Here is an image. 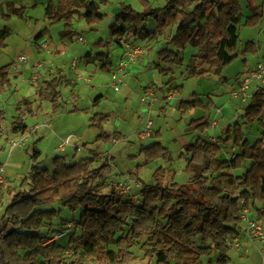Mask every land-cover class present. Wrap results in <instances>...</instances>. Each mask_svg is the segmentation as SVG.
<instances>
[{
	"label": "trees",
	"instance_id": "obj_1",
	"mask_svg": "<svg viewBox=\"0 0 264 264\" xmlns=\"http://www.w3.org/2000/svg\"><path fill=\"white\" fill-rule=\"evenodd\" d=\"M137 1L141 5L139 12L120 4L114 23L108 27L110 41L99 40L97 45L107 49L112 44L120 47L162 39L165 46L157 50L154 68L168 77V83L174 81L171 66L183 68L186 79L218 75L238 57L235 50L239 28H256L263 16L260 6L249 4L246 9L250 15L244 17L240 0H166L161 7H154L148 0ZM107 4L106 0H55L45 7L44 15L51 24L62 22L61 39L72 40L76 35L72 31L74 18L83 20L88 27L96 26L106 19L100 8ZM24 14L25 9L12 2L0 6L3 21L23 18ZM148 20L154 23L152 29L146 26ZM46 35L48 31L42 30L34 42ZM8 37L9 31L1 29L0 49ZM188 48L194 52L184 65ZM257 53L258 46L246 42L241 56ZM88 58L90 54L84 56ZM95 60L100 63L101 72H111L107 53L97 54ZM242 62L246 64L245 60ZM10 68L11 64L0 67V96L11 87ZM69 85L70 81L57 76L37 85L35 96L40 103L56 106L61 99L60 89ZM101 98L94 99V107ZM210 105V101L204 103L194 95L179 103L178 112L183 117L193 109ZM242 112V124L228 126L216 142L197 137L183 146L178 158L185 163L187 182H174V172L160 167L154 172L152 183L141 185L137 198H124L112 187L103 194L109 164L100 162V154L91 151L89 157L73 163L64 156H55L50 171L41 167V152L34 145L29 154V172L0 217V264H86L88 259L99 264H128L134 259L130 249L142 240L144 257L155 259L156 264H203L202 258L212 253L217 254L214 264H230L227 241L241 230V207L255 209L264 203V87L256 88ZM34 116L32 102L22 99L12 118V133L26 134L25 121ZM107 119L102 113L90 118L89 127L98 131L96 141H121L120 133L103 132ZM4 120L5 114L0 111V124ZM254 122L260 137L251 143L243 126ZM188 128L203 135L210 124L201 117L192 119ZM227 144L234 147L236 154L231 159H221L222 146ZM139 155L143 156V166L155 161L171 162L169 149L158 141L142 147ZM247 161L249 168L239 173ZM166 174L170 181L165 180ZM6 192L10 194V187ZM4 198L1 194L0 201ZM62 209L74 216L68 244L82 250L69 262L63 257L60 243H48L53 220ZM258 214L264 216V211L258 210ZM114 244L124 248L106 254L105 247Z\"/></svg>",
	"mask_w": 264,
	"mask_h": 264
},
{
	"label": "rangeland",
	"instance_id": "obj_2",
	"mask_svg": "<svg viewBox=\"0 0 264 264\" xmlns=\"http://www.w3.org/2000/svg\"><path fill=\"white\" fill-rule=\"evenodd\" d=\"M17 1V0H16ZM55 1V0H54ZM53 1V2H54ZM99 1V0H98ZM108 4L100 8L101 13L106 14V19L100 24L94 26L95 31H89L83 26H87L85 23L76 21L74 23L75 37L72 40H66L68 42V52L71 57L65 54L62 56L63 68L67 71L71 60L79 61V58L83 59L87 51H92L90 58L87 59L88 72L91 74V81L83 80L78 82L77 87L74 89L78 95V100L73 104L75 96L72 94L71 98L68 96V87L65 88V92H62V99L59 101V106L52 108L49 103H40L34 94L35 84L31 83L29 71L26 70L27 65L31 64V61L35 58L34 51V39H24L21 34V29L25 23L20 18H11L8 21H3L0 17V30L6 28L10 32V37L6 41V46L0 49V67L7 64H11L9 74L11 76L12 84L20 82L21 87L6 91L0 96V110L5 113V120L0 124V132L2 138L0 140V164L3 169V179L5 187L0 190V195H4V200L0 201V217L6 205L9 203L11 195L19 190V184L21 180L28 174L30 169L29 154L32 147L36 145V148L41 152L39 161L41 167L46 169H52V159L55 156H64L68 163H73L79 159L89 157L90 152L100 153L101 161H107L109 169L105 174L106 188L103 190V194H107L111 188V182L118 176H128L136 184L131 192L122 194L124 198L134 196L138 197L141 185L150 184L153 182V174L160 167L166 170H172L175 174L174 182L185 183L188 180L187 174L184 172L185 163L180 160L178 156L181 154L177 150V142H192L196 138L195 130H189L188 125L192 119H198L204 117L207 122H215L213 133H205V140L210 142H216L219 134L223 137L224 131L228 126H233L236 123L242 124L243 118L242 108L245 103H240L233 100L230 96V92L235 87L236 80L238 81L239 74H244L248 67L254 64L256 59L264 61V0H240V5L243 8L244 15H250L246 9L247 5L260 6L262 11V19L260 25L256 28H248L241 26L239 28V39L236 44V54L238 55L231 64L222 68L218 75L211 74L209 76L200 79H186L183 75V68L172 67L174 71L175 83L173 88L166 90L168 77L160 75L154 68V63L157 60L156 52L159 48L165 46L164 41L152 43H130L133 47L139 46L144 50V56L138 59L135 65L131 66V71L124 79V84L127 80L126 87L128 86L130 92L128 96L123 97L128 89L122 88L120 92L113 90L114 77L119 68L112 74L106 72H100V63L95 60L96 52L99 50L98 46H95L99 40L108 42V27L114 23L115 15L118 11L120 4L130 5L134 9H139L141 5L137 0H106ZM154 7H161L159 4L161 0H148ZM166 1V0H165ZM164 5V2L162 6ZM45 10V9H44ZM42 7L33 14L34 19L38 22L31 23V30L35 34L40 30L48 27L46 21H44V14ZM141 10V9H140ZM51 35L53 38L59 36L63 27H56V24H52ZM148 29L154 27L152 20H148L146 24ZM73 31V30H72ZM78 32L84 43L77 41ZM65 41V42H66ZM246 42H253L258 46V53L254 56L248 54V63L243 64V57L241 52ZM117 46V45H110ZM109 46V47H110ZM118 47V46H117ZM103 49V48H101ZM106 52L110 51L108 48L104 49ZM110 53V57L113 58L114 54ZM54 56L58 53L52 51ZM25 56L27 58L24 68H14V63L18 56ZM115 58V57H114ZM184 64L188 61L186 52L184 53ZM57 60V59H56ZM147 60V63L143 69H140V65ZM115 61V60H114ZM35 63V61H32ZM82 62H84L82 60ZM79 66V69L84 68L83 63ZM53 65V61L47 62ZM57 65V64H56ZM138 68L136 70V66ZM84 70V69H83ZM51 76V75H50ZM227 78L224 83L221 78ZM237 78V79H236ZM14 80H16L14 82ZM43 83L39 81L38 84ZM122 84L121 86H123ZM120 88V87H119ZM126 89V90H125ZM155 93V98L151 102L145 103V95ZM255 91V90H254ZM253 92V88H250V95ZM170 93H172L170 95ZM221 94L220 97H216L217 94ZM254 93V92H253ZM104 95L105 99L96 108L93 107L92 101L98 95ZM66 95V96H65ZM194 95L200 97L204 102H207L208 97L212 99L216 108L213 105L205 109H194L185 116H181L178 112L179 103L182 100H190ZM167 96V97H165ZM154 97V96H153ZM171 97V99H170ZM21 99H27L32 102L33 109L37 113V116L28 118L26 121L28 131L26 134H13V117L16 115L17 104ZM71 100V101H70ZM43 105V106H42ZM75 105L79 110L71 112ZM116 110L119 112L117 113ZM95 113L110 114L113 120H117L118 125L114 126V121L107 126H103V132L122 131L124 138L119 142H108L106 144L96 141L98 134L97 130L90 128L89 118ZM264 122V116L261 118ZM147 121L152 122L153 132L160 131L161 135L154 136L151 140L141 141L138 139V131L142 128L143 124ZM37 126V128H36ZM218 126V127H217ZM102 127V128H103ZM247 132L248 140L254 142L260 137V130L256 122L243 126ZM216 128V129H215ZM117 129V130H116ZM216 130V131H214ZM195 132V133H193ZM69 135L77 137L75 144H78V151L74 149V145L65 147L61 152H57L56 148L61 140ZM199 136V135H196ZM158 141L163 147H166L170 151L171 162L164 163L163 161H155L143 166V156L139 155V151L142 147L148 146L153 143L151 141ZM181 150V149H180ZM183 151V150H182ZM76 155V156H74ZM235 155V151L232 149L231 144L222 146L221 159H231ZM98 163L96 164V166ZM142 165V167H139ZM250 162L247 161L243 168L238 171L239 173L249 168ZM237 174V172H236ZM165 180L170 181L169 174L165 175ZM10 187V194H7L6 189ZM257 208L250 209L251 214L259 221V224L264 233V216L258 214V210L264 211V203L257 204ZM77 214V213H76ZM73 214L66 209H62L60 216L53 220L52 230L48 233L52 238L54 236L64 233L65 235L59 237L56 241L63 246V257L67 262L77 258L82 250L68 244L69 235L74 230ZM119 234L116 235L118 237ZM50 237V238H51ZM144 240L139 243H135L130 251L134 255V259L128 264H156L155 259H147L144 257L141 251V245ZM124 248L122 245H110L105 247L106 254L116 252L117 250ZM261 248L259 245L251 246L249 253L243 258H237L235 251L229 249L228 253L231 258L230 264H264L261 258ZM217 257L216 253H212L209 256L202 258L203 264H214ZM86 264H99L95 259H88ZM104 264H108L105 262Z\"/></svg>",
	"mask_w": 264,
	"mask_h": 264
},
{
	"label": "crops",
	"instance_id": "obj_3",
	"mask_svg": "<svg viewBox=\"0 0 264 264\" xmlns=\"http://www.w3.org/2000/svg\"><path fill=\"white\" fill-rule=\"evenodd\" d=\"M54 0H0V6L2 5V4H4L5 2H12V3H14L15 4V6L17 7V8H20V7H23L24 9H25V14H24V16H23V18H20L22 21H24L25 23L23 24V28L21 29V34H22V36H24V39H34L35 38V36L39 33V32H41L42 30H44V29H46L47 31H48V35H46L45 37H43L42 39H40L38 42H34V44H33V46H34V51H35V58H34V60H32V61H35V63L33 62V64H32V61H31V64H29V65H27V66H25L26 67V70H28L29 71V78L31 77V68H32V66H34V64H36V63H39V62H44V64H45V68H46V70H45V72L41 75V77L39 78V80H38V82L41 80V81H43V83L45 82V81H49V80H51L52 78H54V77H57V76H61V77H64L66 80H68V81H70V85L68 86V96H66V98L68 99V98H71L72 96V94L76 97L75 98V100L74 101H72L71 103H75L77 100H78V95L75 93V91H74V89L77 87V84H78V82H82L83 80H87V79H89L90 81H91V74L88 72V66H87V59H81V58H79V61L77 62V61H75V60H71L70 61V63L68 64L69 65V67H67L68 68V70L66 71L64 68H63V66H64V64L62 63V62H66V60H62V56H64L65 54H67V56H69V57H71V55H70V53L68 52V42L66 41V40H62L61 39V37H60V32H59V36H57V37H55V38H53L52 37V35H51V29H52V24L50 23V21L48 20V18L47 17H45V15H44V21H46V24H47V26L48 27H46V28H44V29H42V30H40L39 32H37V33H33L32 32V30H31V23H34L35 24V22H38V20L37 19H34V17H33V14H34V12L36 11V9H38L39 8V6L40 7H42V9L44 10L45 9V7L48 5V3H50V2H53ZM94 1H98V0H94ZM163 2L165 3V0H161L160 1V3L159 4H161L160 6H162V4H163ZM252 5V4H251ZM255 6V5H254ZM119 9V8H118ZM134 9V8H133ZM141 9V7L139 8V9H134V10H136V11H141L140 10ZM43 14H44V11H43ZM104 14V13H103ZM243 14H244V11H243ZM106 15V14H105ZM247 16H249V15H244V17H247ZM12 18H16V17H12ZM76 21H78V22H82L83 24H84V21L83 20H79L77 17H75L74 18V21H73V28H72V30L74 31V27H75V25H74V23L76 22ZM115 21V20H114ZM112 25V24H111ZM61 26L63 27V24H62V22H59V23H57L56 24V27H59V28H61ZM85 29H87V30H89V31H95V28H94V26L93 27H88V26H83ZM75 32V31H74ZM77 33V41L79 42V43H84V40L82 41V42H80L79 41V38H82V36L78 33V32H76ZM167 33L169 34L170 33V31L168 30L167 31ZM10 32H9V37H10ZM8 37V38H9ZM8 40V39H7ZM160 40H162V39H160ZM66 41V42H65ZM110 40H108V42H109ZM98 42V41H97ZM97 42L96 43H94V45L95 46H98L97 45ZM42 43H46L47 44V50H43V49H41L40 48V45L42 44ZM140 44H145V43H140ZM5 46H6V44H5ZM108 49L110 50V51H108V52H106V50H104V49H101V48H99V50L96 52V54L95 55H97V54H99V53H107L108 54V56H109V60H110V62L112 63V74L115 72V70L117 69V67H118V62H120V60H121V58H122V49H121V46L119 47H117V46H110V47H108ZM56 51L57 53H58V55L57 56H54L53 54H52V51ZM109 52H111V53H113L114 54V56H113V58H111L110 57V53ZM194 52V50H192L191 48H188L187 50H186V56L189 58V56L192 54ZM92 53V51L90 50V51H87V53L86 54H91ZM247 56H249V55H246V56H244L243 57V60H245V62L246 63H248V58H247ZM115 57V58H114ZM157 57V56H156ZM57 59V60H56ZM95 59V58H94ZM50 60L51 61H53L54 63H53V65H51V64H48L47 62H50ZM82 60L84 61V62H82ZM115 60V61H114ZM184 60H185V58H184ZM261 59L259 58V59H256L255 60V62H254V64L253 65H251L250 67H248V69L246 70L247 72L250 70V69H252L254 66H255V64L257 63V62H259ZM81 62L83 63V67L84 68H82V69H79V66L81 65ZM156 62H158V58H157V60H156ZM188 62V61H187ZM187 62H186V64H187ZM146 63H147V60L146 61H144L143 62V64H141L140 65V69L143 71V69H144V67H145V65H146ZM57 64V65H56ZM186 64H184V65H186ZM24 66V64H22V65H20L19 66V68H21V67H23ZM173 66H171V68H172ZM24 68V67H23ZM137 68H138V65L136 66V70H137ZM84 69V70H83ZM172 70V69H171ZM100 71V70H99ZM131 71V67L129 68V72ZM101 72V71H100ZM174 71L172 70V73H173ZM247 72H245L244 74H246ZM129 74V73H128ZM244 74H239V76L237 77V78H239L238 79V81L236 80V82H235V87L233 88V89H235L236 87H237V85L239 84V82H240V79H241V77L244 75ZM51 75V76H50ZM184 75V74H183ZM173 76H174V73H173ZM209 76V75H208ZM9 77H10V81H11V87L8 89V90H12V89H14L15 87H16V85H17V88L18 87H21V85L22 84H20V82L18 81V82H15L16 80H14V82H15V84H12V79H11V76H10V74H9ZM126 78V77H125ZM174 78H175V76H174ZM222 78H225V77H222ZM236 78V79H237ZM226 80H227V78H225ZM175 80V79H174ZM222 82H224L225 83V80H221ZM38 82L35 84L36 86L37 85H40V84H43V83H40V84H38ZM32 83V82H31ZM174 83H175V81H173V82H171V83H167L166 85H167V88H166V90H168V89H170V88H173V85H174ZM32 84H34V83H32ZM126 84H127V80H126V82H125V84L123 85V86H120V88H119V91L118 92H120L121 91V89L124 87H126ZM35 86V87H36ZM252 88H253V92H254V90H256V88L254 87V86H252ZM65 88L64 87H62L61 89H60V93H62V92H65V90H64ZM126 89H128L127 91H126V93L124 94V95H122L123 97H125L126 98V96H128V94H129V92H130V89H129V87L127 86L126 87ZM125 89V90H126ZM232 89V90H233ZM7 90V91H8ZM253 92H252V94H253ZM34 94H35V89H34ZM172 93H170V95H171ZM251 94V95H252ZM61 96H62V94H61ZM102 97L101 99H100V101H99V103H98V105H97V107L100 105V103L105 99V97H104V95H98L97 97ZM154 96V97H153ZM221 96V94H217L216 95V97H220ZM97 97H95V98H97ZM165 97H167V96H165ZM94 98V99H95ZM61 99H62V97H61ZM60 99V100H61ZM94 99H93V101H94ZM170 99H171V97H170ZM201 99V98H200ZM22 100V99H21ZM20 100V101H21ZM153 100H157V98H155V93L154 92H152V91H150V93H147L146 95H145V103L148 101V102H151V101H153ZM202 100V99H201ZM19 101V102H20ZM71 101V100H70ZM93 101H92V105H93ZM203 101V100H202ZM207 101H210L211 102V105H213L214 106V108H216L217 107V105H215L214 104V102L212 101V99L210 98V97H208V99H207ZM18 102V103H19ZM204 102V101H203ZM204 103H207V102H204ZM42 104V103H41ZM59 104H62V103H59ZM59 104L58 105H56V106H52L51 104V113H53V110H52V108H56L57 106H59ZM18 105V104H17ZM43 106V105H42ZM94 107V106H93ZM94 108H96V107H94ZM73 110H79L75 105H73V109L71 110V112L73 111ZM194 110V109H193ZM0 111H2V110H0ZM3 112V111H2ZM35 112V111H34ZM116 112L118 113L119 111L118 110H116ZM191 112V111H190ZM189 112V113H190ZM4 113V112H3ZM5 114V113H4ZM107 116H108V125L111 123V121H114V126H116V125H118V121L117 120H113L112 118H111V115L110 114H106ZM35 116H37V113L35 112ZM91 118V117H90ZM90 118H89V121H90ZM201 118V117H200ZM28 119V118H27ZM27 119H26V121H27ZM26 121H25V124H26ZM209 124H210V121L208 122ZM107 124L106 125H104V127L105 126H107ZM27 125V124H26ZM90 126V125H89ZM104 127L102 128V129H104ZM218 127V126H217ZM36 128H37V126H36ZM38 129V128H37ZM189 130H187V131H190L191 129L190 128H188ZM216 129V128H215ZM117 130V129H116ZM109 130H105L104 132L106 133V134H108V135H112L114 132H118V133H120L122 136H123V138L125 137L124 136V134L122 133V131H114V132H108ZM214 131H216V130H214ZM193 133H195V132H193ZM205 133H213L212 132V130L209 128ZM205 133L203 134V135H199L198 133H195V137L194 138H197V137H201V138H203V139H205ZM156 134H158V136H160L161 135V132L158 130V131H156ZM155 134V135H156ZM196 135H199V136H196ZM70 136V135H69ZM219 136H221V132H220V134H219ZM68 137V136H67ZM66 138V137H65ZM151 142H156V140L155 141H151ZM177 142V144H176V146H177V150H179V152L180 153H182L183 151V146L186 144V142H184L183 140L182 141H180V142H178V141H176ZM188 143V142H187ZM251 143H253V142H251ZM75 144V143H74ZM73 144V145H74ZM74 149L76 150V151H78V144H75L74 145ZM181 149V150H180ZM232 149L235 151V154H236V150L234 149V147L232 146ZM56 150H57V152H59L60 150L58 149V148H56ZM61 152V151H60ZM100 153H102V152H99L98 154H100ZM74 156H76V155H74ZM80 160V159H79ZM100 160H101V156H100ZM50 170V169H49ZM52 170V169H51ZM50 170V171H51ZM257 206V205H256ZM239 236H240V245H241V249L239 250V251H235V254L237 255V258H243L245 255H247L248 253H249V250H250V247L251 246H255V245H252V244H249L246 240H245V238H244V235H243V233L241 232V231H239V234H238ZM228 256H229V253H228ZM229 258H230V256H229ZM230 262H231V258H230Z\"/></svg>",
	"mask_w": 264,
	"mask_h": 264
},
{
	"label": "built area",
	"instance_id": "obj_4",
	"mask_svg": "<svg viewBox=\"0 0 264 264\" xmlns=\"http://www.w3.org/2000/svg\"><path fill=\"white\" fill-rule=\"evenodd\" d=\"M79 41L82 42L83 39L79 38ZM40 48L43 50H47V44L42 43L40 45ZM122 49V58L119 62V68L116 72V75L114 77V85L113 90L118 91L119 87L124 84V79L129 73V68L132 65H135L138 61V59L142 58L144 56V50L139 47L135 46L133 47L130 44H123L121 46ZM27 61V58L25 56H18L16 58V61L14 63V68H19L20 65L25 64ZM45 64L44 62H39L34 64L31 68V82L36 84L41 77V75L45 72ZM89 82L90 80L87 79ZM254 86L255 88L258 87H264V61L260 60L255 64V66L250 69L246 74H244L239 84L235 89H233L230 92V96L233 100L245 103L250 99V88ZM252 94V93H251ZM215 127V122L210 123V129L213 130ZM155 136V133L152 129V122L147 121L145 124H143L142 128L138 131L137 137L141 141L151 140ZM77 140V137L74 135H70L63 140L60 141L57 148L62 151L65 149V147L73 145ZM135 182L130 179L128 176H118L111 182V187L119 194H125L128 192H131L132 189L135 187ZM0 186H6L4 179H3V169L0 168ZM242 204V203H241ZM245 240L252 245H259L261 248V258L264 261V233L262 231V228L259 224V221L257 218L251 214L250 209L247 207L242 206L241 207V230H240ZM65 234L62 233L60 235L54 236L50 240H48V243L53 242L57 240L59 237L64 236ZM240 236L236 235L232 238H230L227 241L228 248L233 251H239L241 249L240 245Z\"/></svg>",
	"mask_w": 264,
	"mask_h": 264
}]
</instances>
